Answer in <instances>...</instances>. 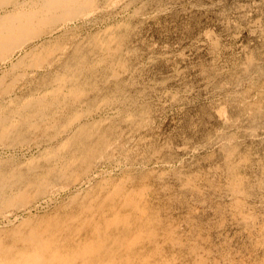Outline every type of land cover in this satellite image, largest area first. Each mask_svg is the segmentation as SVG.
<instances>
[{
	"label": "bare ground",
	"instance_id": "obj_1",
	"mask_svg": "<svg viewBox=\"0 0 264 264\" xmlns=\"http://www.w3.org/2000/svg\"><path fill=\"white\" fill-rule=\"evenodd\" d=\"M117 1L124 3L129 0H0V64H10L0 76V83L9 82L6 87L0 86V143L5 144V147L8 143L4 134L16 133L22 138L25 135L32 136L35 132L33 129H41L39 124L42 119L53 118V102L58 110L59 106L64 108L68 103L79 107L77 111L73 109L75 113L70 115V122L66 120L68 125L64 123L66 127L59 139L49 137L46 148L36 156L34 164L26 172L22 171L23 164H13L11 167L0 164V210L13 207L27 209L40 192L46 193L71 182L77 196L81 198L79 205L83 212L58 216L55 221L53 216L37 223L38 225L32 220V214L23 218L14 216L18 220L14 224L13 233L9 238L0 237V264H171L180 256L177 250L183 246L185 238H189V231L192 232L191 238L200 239L194 243L197 246L202 239L209 241L210 235L217 239L223 238V242H218L220 246L216 247L213 242L214 249L208 251L213 259L219 258L217 264H245L246 260L242 256L246 254L231 253V248L228 250L226 247V232L236 229L247 238L252 248L249 255L258 253L259 250L264 251V210H261L264 209V161L263 164L258 162L260 154L253 151L246 155L243 153L246 149L238 153L236 144L234 148L229 145L227 149L222 147L224 152L220 159L203 161L202 168L199 169V161L190 156L197 150L198 143L184 140L180 145L168 147L167 151L152 150L155 152L150 151L152 153L148 156L143 155V149L139 148H146L152 141V117L178 106L181 99L185 98L178 97V92L176 94L170 91V87L177 86L178 89L191 93L195 90L212 93L218 89L219 92H216L222 95L211 110L218 121L222 120L226 129L225 137L229 139L236 137L246 121L258 119L256 104L264 103V81H253L239 93L233 94L230 88L240 82L230 80L232 71L229 68L220 66L212 69L213 62L211 70L199 72L197 82L190 86L180 72V65H176L180 59L178 56H182L181 52L155 53L152 44H146L141 37L142 22L150 18L156 21L153 16L155 9L132 16L134 28L131 27V31L128 30L129 23H121L106 27L96 33V36L89 35L87 41L84 39L86 37L81 38L76 48L86 50V53L77 54L74 51V56L69 58V53L64 54L68 49L58 46L56 50L59 52L54 48L55 52L46 53L45 57L37 54L38 47L20 55L18 53L17 58L14 55L24 45L38 39L40 31L48 37L45 44L48 42V46L49 43L53 45L54 40L59 38L58 32L63 22L82 18L87 22L90 14L108 9L112 4L116 6ZM169 1L163 4V12L169 11L172 4L174 7L178 3ZM127 31L131 32V37L124 41ZM208 32L194 46L197 49L209 47L214 60L219 57L222 45H218L216 39L209 35L211 32ZM44 46L41 45L40 48ZM33 54L35 58L31 60ZM51 57H54V61H50ZM186 59L185 56L182 57L181 63ZM48 61L53 62L49 71L54 69V77L47 81L46 87L42 85L45 90H40L41 87L36 85L38 80L34 81L39 76L38 73L23 71L16 75L12 72L18 67L40 68ZM158 63H164L168 69L162 80L151 74V69ZM236 70L246 75L247 64L239 63ZM47 73H42L41 83L46 79ZM24 83L36 85L35 89L33 87L34 91L27 90L30 94L25 97L18 93L25 86ZM240 86L239 84L236 88ZM66 98L69 101L66 102ZM49 108L50 111L46 114ZM236 108L238 114L233 112ZM104 109L107 112L101 115ZM66 111H69L67 106ZM78 119L75 129L72 125ZM49 124L46 123V127ZM259 127H262L261 124ZM31 129L32 132L29 133ZM40 134L42 133L35 136ZM186 154L189 155L188 158L182 159ZM128 157H131V162L126 163L130 168L135 164L132 163V158L137 164L149 157L155 164L165 165V170L156 174V184L168 187L167 183H170L172 189H161L162 194H156L154 184L148 181L150 176L141 183L135 181L132 185L131 182H126L129 180L115 181L106 175H100L106 173L101 170V161L122 164ZM178 162L179 165L174 167ZM58 179L63 182H58ZM171 202L177 206L172 208L169 204ZM203 203V206L200 205ZM198 206L203 207L202 211L208 212L215 207L216 211L213 213L217 223H213L212 219L208 224L195 220L194 214L200 211ZM176 215L186 221L181 233L175 226ZM74 220H77L76 224ZM176 225L181 228L182 224ZM194 252L196 258L192 260L197 264L203 261L204 255L209 254L207 250L204 254L197 250ZM253 257L255 259L256 256ZM248 261V264H253Z\"/></svg>",
	"mask_w": 264,
	"mask_h": 264
},
{
	"label": "rangeland",
	"instance_id": "obj_2",
	"mask_svg": "<svg viewBox=\"0 0 264 264\" xmlns=\"http://www.w3.org/2000/svg\"><path fill=\"white\" fill-rule=\"evenodd\" d=\"M168 1L169 0H138V1L137 0H129V1H125L124 3H120L119 1H117L118 4L120 3L119 5L116 4V6H115V4H112L111 7L108 9L101 10L100 12L90 14L87 17V18H89L87 22L85 21L84 18L79 19L77 21H72V22L71 21L63 22L59 28V32H58L59 38L57 40H54L53 45H52V43H49V46H48V42L45 44V40L48 37L45 33L41 34V31H40L38 33V35H39L38 39H36L35 41H31L27 45H24L21 48V50L17 51L16 54H14V55L17 58L18 53L20 55L22 53H25L27 50L35 49L38 47L36 49L37 54L39 56L45 57L46 53L47 54L49 52L54 53L55 51L53 49L55 48V50H56V48L58 46L65 47V49H68L67 53H64V54L68 55V53H69V55H70L69 58L74 56V51L77 54L78 53H86L87 52L86 50H81L79 48H76L77 47L76 44L80 40H82L83 37H86L84 39H85V41H87L89 39L88 38L89 35H90V37L94 36V34L96 36V33H100V31L105 29L106 27H108L110 25H118L121 23H127V24L129 23L128 24V27H129L128 30L131 31L132 28H134V22H133L134 17H132V16H135L137 13L138 14H141L142 12L145 13V11L151 12L152 9H155L156 13H154L153 16H155L154 19L156 21L151 20V18H150V19H146L142 22V24H141L142 29L140 32L141 37L145 40L146 44L147 43L152 44L155 53H159L162 51H175L176 54H180V52H181L182 56H180V55L178 56L180 59H179V61H177L176 65H178V66L180 65V72L183 75L184 80L190 86H194L195 83L197 82V75H199V72H201V71L204 72V70H207V69L209 71L211 70L210 66L212 65L213 62L214 63H213L212 69H216L220 66H224L226 69L229 68L232 71V79H230V80H232L233 82H236V81L240 82L239 83L241 85L240 87L236 88L237 86H239V84H238L234 88H230V89H232L230 91L231 92L233 91V94L239 93V91H242L243 89H245L246 85L248 86L253 81H255L256 83H260V82L264 81V0H170V1H177L178 2L177 5H175L173 7V4H172L171 5L172 7L169 8V11L163 12L161 10L163 7V4H165ZM131 2L134 4V6ZM128 3L130 4V6ZM137 6H139L140 8H138ZM133 7H135V8H133ZM132 11H134V14ZM158 13H160V14H158ZM130 17H132L133 19L131 20ZM62 25H64V26H62ZM66 25H67V27H66ZM207 31H209L213 34L212 35L210 33L209 35H211L212 38L216 39L215 41L218 45H220V46L222 45L221 51L219 53V57H216L214 60H212L213 56L211 53V49L209 47L208 48L207 47H203V48L200 47L199 49H197L195 47L196 45L194 46V43L199 38H202V36H204L205 32H207ZM129 33L131 34V32H128V31L126 32L124 41L128 40L131 37V35ZM97 35H99V34H97ZM43 41H44V44H43ZM40 44L45 45V46L40 48L41 47ZM57 52H59V51H57ZM14 55L12 56L13 59H15ZM33 55L31 57V60L35 58V55L34 56ZM53 56H54V54H53ZM184 56L187 58L186 59L187 61L185 60L184 62L181 63L180 60ZM53 58L54 57H51L50 61H54ZM50 61H48L49 63H46L44 66H42L40 68L26 67L25 65H22L25 67H22V68L18 67L16 69H13L12 72L16 75H19L20 72L23 73V71H29L30 73L34 71L35 74L38 73L39 76H37L36 79H34V81L38 80L36 85H39V88L41 87L40 90H42V88H43V90H45L46 89L45 85H48L47 83L50 81V79L52 80V78L54 77L53 76L54 75V69H52L51 72L49 71V69H50L49 66H51L53 63ZM239 63H246L247 64L248 71L246 72V75L243 74L244 72L236 70V66ZM31 64L35 65L33 63H31ZM26 65H29V64H26ZM8 66H10L9 62H7V64H4V65L0 64V76L1 77H2V73L4 74L3 71L7 70ZM165 66L166 65H164V63H158L157 66H154L151 69V74L155 78L162 80L163 77H165L167 75L168 69H166ZM214 66H215V68H213ZM3 67H5V68H3ZM44 67H45V69H44ZM46 67H47V69H46ZM46 71L48 73L49 72L50 73L48 74ZM44 72L47 73L46 79H44V81L41 83L40 78L42 77V73H44ZM250 74H251V76H249ZM238 77H241V79L238 80ZM8 84H9L8 81L1 82L0 86L6 87V85H8ZM24 85L25 86L22 88V90H20L18 92L20 94V96H23V97L30 94L29 93L30 90L32 91L33 87H34V89L36 87V85L35 86L28 85V83L27 84L24 83ZM42 85L45 87H43ZM253 85L254 84H252L251 86L253 87ZM169 89H170V91H172L174 93L176 92V94L178 92V94H179L178 97L180 96L181 98L182 97H185V98L181 99V101H180L181 103L178 106H175L174 108H171L169 111L164 112L165 114L162 113V114H159L157 116L155 115L154 117H152L153 137H152V141L150 143L151 146L149 144L150 147L149 146H146V148L145 147H142V148L138 147L139 150L143 149L142 150V151H144L143 155L148 156L152 152H155L158 150H160L161 152L167 151L168 147H174L176 145H180L185 140V141H189V142L192 141L195 144L198 143L197 144V150L195 152H193V154H191L190 156L193 157L194 159H196L197 161H199L198 163L200 165L197 166L199 169L202 168V165H203L202 162L203 161H206L209 159L208 161L210 162L213 159L214 160H217L218 158L220 159L222 152H224V150H222V147H225L227 149V148H229V145H230V147H233V148L236 145L237 146L239 145L238 148H237V146L235 147V149L238 151V153L245 151L244 149H246V151L243 153L244 154L247 153L248 155L251 152L253 153V151L254 152L257 151L260 154L258 162L261 164L264 161V134H263V132H264V109H263L264 106H263V108L261 107L262 105H264L263 102L261 104L260 103L256 104L258 106L257 107V113H256L257 116H259L258 119L256 120L254 117L255 121H252V120L246 121L244 127L241 128V131H238L236 133V137H238V138L232 136V138L227 139L225 137L226 129L221 122L222 120L218 121L215 118L216 116H214L213 111L211 110V107L213 106V104H215L222 95V94L219 95V93L216 92V90H218V89L214 90V92H212L213 94L206 92V90H204L205 93L202 90H200V91L195 90L194 92L191 93V92H187V91L178 89L177 86L170 87ZM0 91H2L1 87H0ZM218 92H219V90H218ZM67 101H69L68 98H66V102ZM92 103H93V105L95 104L94 101H92ZM54 104H55V102L52 103L53 107L52 108L50 107L52 114H54L52 116L53 118L50 117L48 120L44 119V121L42 119L41 123L39 124L41 126V129L40 128H39V130H38V128H35L37 130L33 129V132L35 131L33 133L34 136L38 135V133H42L39 136H35V138H33L34 137L33 135H32L33 137L32 136L29 137L28 135H25L22 138V137L17 136L19 134H16V133H10L11 136H10V134H8V135L4 134V136L7 137V139H8V143H7L6 147H5V144L0 143V164H3L4 166L6 165V167H11V165L14 166L15 164H19V165L23 164V165H21L22 171L26 172L27 169L32 167V164H34L36 156H38L39 153L46 148V146L48 144V143H46L47 139L49 137H53V138L58 137V139H59V135L63 132L65 127L70 122V118H71L70 115H73L75 113V112L73 113V109L74 110L76 109V111H77V108L79 109V107L78 106L76 107V104L68 105L69 104L68 103L65 105L64 108L59 106L60 110H58L57 108H55ZM256 105L254 107H256ZM66 106L69 109V111H66ZM50 108L46 111V114L50 111ZM261 111H263V112H261ZM105 112H107V110H105V109L102 110L101 115H105L106 114ZM233 112L235 114H238L237 108L234 109ZM262 113H263V116H261ZM256 114H254V115H256ZM47 116H50V115H47ZM59 116H61V117H59ZM64 116H67V117H64ZM245 116L247 117V115H245ZM248 116H249V114H248ZM49 120H53V121H49ZM66 120H69L67 124H66V122H67ZM258 120H259V122H258ZM78 121H79V119L75 120V122L72 125L73 128H75V129L77 128ZM234 122L235 121H232V123H234ZM46 123L49 124L50 126L47 125V127H46ZM64 123L66 124V126ZM75 123H76V125H75ZM260 124L262 127H259ZM59 127H60V131H59ZM258 127L261 129L259 130ZM157 130H159V131H157ZM31 132H32V129L30 130L29 133H31ZM154 134H156V135H154ZM211 135H213V136H211ZM31 137H32V139H31ZM233 137L235 138V140ZM158 138H160V139H158ZM37 139H38V141H37ZM29 141H32V142H29ZM257 141H259V142H257ZM155 142H157V143H155ZM39 143H41V145ZM232 144H233V146H232ZM1 145H3V146H1ZM52 145L54 146V140H53ZM156 145H157V147H156ZM217 147H219V148H217ZM242 147H243V149H242ZM20 148H21V150H19ZM152 150H155V151H152ZM150 151H152V152L150 153ZM20 152H22V153H20ZM218 152H220V153H218ZM6 155H7V157H6ZM13 155H15V156H13ZM188 156L189 155L186 154L183 156L182 159H186V158H188ZM130 158L131 157H128V159L125 162H123L124 164L123 163L122 164H115L112 162H106L105 163V162L101 161V164H100V166L102 165L101 170L102 169L105 170L106 173H101L100 175H102V174L104 176L106 175L107 177H109L110 179L115 180V181L122 180V179L123 180H129L126 182H128V183L131 182L132 185L135 181H137V183H141V181L143 179L146 180L150 176V178H148V181H149V183L154 184L153 187H155L154 189L157 192L156 194H162V192L166 191L168 187L170 188V190L172 189V184H170V183H167L168 187H166V185L163 186L164 188L162 187L161 184H156V182H158V179H157L158 176H156V174L159 175L160 172H163L165 170L164 168H166L165 165H162L161 163L155 164V162L152 161L149 157L145 158L146 161L144 159L143 162L141 161L142 163L140 162L137 164V162L134 161L135 159L133 160V158H132V163H135V164H134V166H132V168H130L127 165V163L130 161ZM145 163L146 164L148 163V164L146 165ZM25 164H28L29 166L28 165L26 166ZM144 164H145V166H144ZM151 164L152 165L154 164V165L152 166ZM135 165H137V166H135ZM178 165H179V162L176 163L174 165V167H177ZM128 167L130 168L129 170H128ZM142 167H144V168H142ZM122 168H123V170H122ZM119 169H121V170H119ZM124 169H126L127 172ZM139 170H141V171H139ZM202 170H204V169H202ZM151 171H153L154 173ZM139 179H140V181H139ZM58 182H63V181L58 179ZM263 183H264V181H263ZM60 186H62V187H60ZM60 186H57L56 189L53 188L46 193L40 192L41 194L39 193V195L37 197H35L30 202V205L28 206L27 209H25V208L22 209L21 207H18L20 209H18L17 207H13L14 209L11 208V209H9L10 211L6 210V209H4V210L1 209L0 210V212H1L0 213L1 214L0 215V237L4 236L5 238H9L8 236L13 233L12 232L14 230L13 227H14L15 222L18 220V218H23L24 216L27 217L28 215H31V214H32V216H31L32 220L34 221V223L36 225L40 224L44 220H47L48 218H52L53 216H54V221H55V220H57L56 217H58V216L69 215L71 213L83 214V212L80 211V205H79V203L81 202V198H80V196H77L78 194L75 192V190H74L75 187L71 185V182H66ZM60 188H62V189H60ZM164 189H166V190H164ZM188 196H186V198H189ZM177 203H179V202H177ZM169 204L171 205L172 208H175L177 206V204L172 203V202ZM36 205H38V206H36ZM200 205L203 206L204 203L200 204ZM194 206H196V205L194 204ZM199 206H198V208L200 209V211H197L198 214H197V212H196V214H194L195 220L203 221V223L205 222L208 224V222H210V220L212 219L213 223H217L216 222L217 219L214 217L215 215L213 213L214 211H216L215 207H214V209H212L208 212V211H202L203 207L200 208ZM261 210H264V209H261ZM6 211L9 213H7ZM15 213H16V215H15ZM193 213H195V211ZM193 213H191V215H193ZM3 214L4 215L6 214V215L4 216ZM14 216H16L18 218H16V217L14 218ZM175 217H176V223H175L176 229H177V231L180 230V233H181V231L185 229V224H186L185 222L186 221H184L183 218H179L178 215H176ZM10 219H11V221H10ZM8 220H9V222H8ZM74 221H75L74 224H76L77 220H74ZM163 223L166 224V221H163ZM179 223L182 224L181 228H179V226L176 225V224L179 225ZM10 227L12 230H10ZM242 228H243V226L240 229H242ZM3 230H5L4 233H3ZM9 230H10V232L8 233ZM227 232H228V234H227ZM227 232H226V236L228 235L227 236L228 244L226 245V247L228 248V250L231 248L230 249L231 253L233 252L235 254V252L236 253L239 252L240 255L246 254L245 256H242L246 260V261L244 260L245 264L249 263L248 260H250L253 264H264V253H263L264 251L259 250L258 253L254 252L253 255H249V253H251L250 249H252L250 246V241L247 238L243 237V235L236 229H233V230L229 229ZM191 235H192V232L189 231L188 232L189 238H185V242L182 243L183 246H181L177 250V252H179L180 256L176 260L171 262V264H187V263L188 264H197L198 262L195 263V260L194 261L192 260L193 258H196L194 250H197L201 254L202 253L204 254V252L206 250H207V252L208 251L210 252V250L214 249L215 246L218 247V246H220L219 244L221 242H223V238L217 239V238H214L213 235H210L209 241H207L206 238L202 239L203 241L201 240L199 242V245L197 246V245H194V243H196L200 239L198 238V239L194 240L195 237L191 238L192 237ZM224 235H223V237H224ZM213 242H214V245L216 244L215 246H212ZM218 242H220V243H218ZM203 247H205V248H203ZM244 251H245V253H244ZM257 255H259V256H257ZM207 256H210V253ZM207 256L204 255V259H203V261H201L200 264H217L216 261H219V260H217L219 258L213 259L212 255L210 257H207ZM253 256H256L255 259ZM252 260H254V261H252ZM213 261H214V263H213ZM77 264H79V263H77Z\"/></svg>",
	"mask_w": 264,
	"mask_h": 264
}]
</instances>
